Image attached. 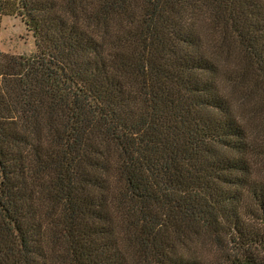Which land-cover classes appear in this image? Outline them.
I'll return each instance as SVG.
<instances>
[{"label": "trees", "instance_id": "trees-1", "mask_svg": "<svg viewBox=\"0 0 264 264\" xmlns=\"http://www.w3.org/2000/svg\"><path fill=\"white\" fill-rule=\"evenodd\" d=\"M5 17L36 49L0 54V264H264V0Z\"/></svg>", "mask_w": 264, "mask_h": 264}, {"label": "rangeland", "instance_id": "rangeland-1", "mask_svg": "<svg viewBox=\"0 0 264 264\" xmlns=\"http://www.w3.org/2000/svg\"><path fill=\"white\" fill-rule=\"evenodd\" d=\"M35 41L33 36L27 32L21 20L12 17H5L1 24L0 35V54L11 55H31L35 52ZM200 245L203 242L199 243ZM207 246L211 244L206 243ZM199 256L198 259L211 263V260L216 259L214 253L208 248L200 247L199 245L192 248Z\"/></svg>", "mask_w": 264, "mask_h": 264}]
</instances>
